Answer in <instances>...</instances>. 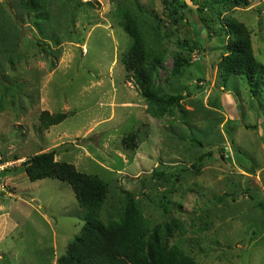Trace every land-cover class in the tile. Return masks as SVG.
<instances>
[{
    "label": "rangeland",
    "instance_id": "1",
    "mask_svg": "<svg viewBox=\"0 0 264 264\" xmlns=\"http://www.w3.org/2000/svg\"><path fill=\"white\" fill-rule=\"evenodd\" d=\"M44 2L41 35L20 0H0V157L13 164L0 179V264H57L86 220L68 184L27 179L23 162L51 150L107 183L102 221L118 220L131 195L151 227L175 221L169 243L195 261L264 264V88L253 97L241 76L222 87L223 40L207 38L195 13L173 26L161 0ZM121 7L160 26L166 55L154 87L182 98L162 117L147 113L122 64L132 39ZM229 15L264 65V0ZM197 36L192 64L170 75L177 42ZM42 111L69 115L41 130ZM133 132L137 148H124Z\"/></svg>",
    "mask_w": 264,
    "mask_h": 264
},
{
    "label": "trees",
    "instance_id": "2",
    "mask_svg": "<svg viewBox=\"0 0 264 264\" xmlns=\"http://www.w3.org/2000/svg\"><path fill=\"white\" fill-rule=\"evenodd\" d=\"M189 2L194 10L185 0H161L165 15L173 26L195 13L207 38L219 37L223 40V53L216 66L217 77L223 88L229 77L241 76L246 80L251 95L260 97L264 88V65L254 56L250 30L229 15L234 9L248 7L250 0ZM20 4L27 15H32V23L44 35L45 32L39 29L40 20L46 18L44 0H20ZM136 8L138 11L142 10L139 5ZM118 15L123 30L132 39L131 46L122 56L124 69L146 101L147 113L154 118L162 117L170 109L178 107L182 98L180 95H161L154 87V78L163 68L166 55L160 41V26L141 20L138 15L122 7L118 9ZM203 41L197 36L191 44L186 40L177 42L178 51L172 53L170 75H182L183 69L192 64L190 55L197 50V44ZM68 115L42 111L38 118L39 129L48 130L59 125ZM137 137L136 132L126 135L121 140L122 146L136 149ZM55 154L54 150L35 154L23 162L22 167L30 182L51 178L68 184L78 206L87 212L79 234L69 242L57 264H202L185 254L177 244L169 243L177 228L175 221L151 227L137 200L131 195L128 196L118 220L102 221L100 213L109 193L107 183L95 175L79 172L72 164L56 161ZM200 160L201 158L198 161ZM152 175L163 174L153 171Z\"/></svg>",
    "mask_w": 264,
    "mask_h": 264
},
{
    "label": "built area",
    "instance_id": "3",
    "mask_svg": "<svg viewBox=\"0 0 264 264\" xmlns=\"http://www.w3.org/2000/svg\"><path fill=\"white\" fill-rule=\"evenodd\" d=\"M12 163L10 162H2L1 157H0V179H1V174L4 173L7 169L12 167Z\"/></svg>",
    "mask_w": 264,
    "mask_h": 264
}]
</instances>
